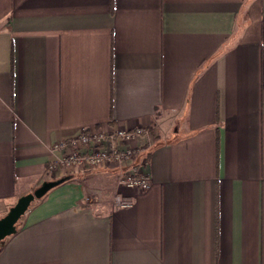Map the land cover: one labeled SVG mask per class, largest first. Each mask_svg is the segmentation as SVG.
I'll use <instances>...</instances> for the list:
<instances>
[{
    "label": "crops",
    "instance_id": "0c3cea01",
    "mask_svg": "<svg viewBox=\"0 0 264 264\" xmlns=\"http://www.w3.org/2000/svg\"><path fill=\"white\" fill-rule=\"evenodd\" d=\"M137 127L144 190L46 170L57 140ZM60 177L0 264H264V0H0V217Z\"/></svg>",
    "mask_w": 264,
    "mask_h": 264
},
{
    "label": "built area",
    "instance_id": "2783aa9c",
    "mask_svg": "<svg viewBox=\"0 0 264 264\" xmlns=\"http://www.w3.org/2000/svg\"><path fill=\"white\" fill-rule=\"evenodd\" d=\"M150 133L149 129L102 128L83 129L68 139L57 140L49 150L58 152L59 157L49 160L47 169L71 167L74 170L91 171L97 169L114 170L117 187L144 190L149 187V176L138 167H144V157L135 167L134 159L139 148L133 145L136 136ZM113 204L117 207H130L133 201L121 193H115Z\"/></svg>",
    "mask_w": 264,
    "mask_h": 264
},
{
    "label": "water",
    "instance_id": "95a60500",
    "mask_svg": "<svg viewBox=\"0 0 264 264\" xmlns=\"http://www.w3.org/2000/svg\"><path fill=\"white\" fill-rule=\"evenodd\" d=\"M65 178L66 177H60L52 180H45L33 191L19 196L15 203L9 207L7 212L0 217V242L16 231L18 220L35 199L41 198L49 190L62 183Z\"/></svg>",
    "mask_w": 264,
    "mask_h": 264
},
{
    "label": "rangeland",
    "instance_id": "374dc122",
    "mask_svg": "<svg viewBox=\"0 0 264 264\" xmlns=\"http://www.w3.org/2000/svg\"><path fill=\"white\" fill-rule=\"evenodd\" d=\"M63 169H66V167L64 168V167H59V168H57L56 170H52V171H49L48 169H47V167H46V170H47V172L50 174V175H52V174H54V172H56L57 170H63ZM102 170H105V169H102ZM92 171V170H91ZM91 171H81V170H79V169H77V170H75V172H77V173H87V172H91ZM115 175V174H114ZM115 186H116V181H115ZM117 187V186H116ZM118 193L119 191H115L114 192V194L115 193ZM114 194H113V196H114Z\"/></svg>",
    "mask_w": 264,
    "mask_h": 264
},
{
    "label": "trees",
    "instance_id": "16d2710c",
    "mask_svg": "<svg viewBox=\"0 0 264 264\" xmlns=\"http://www.w3.org/2000/svg\"><path fill=\"white\" fill-rule=\"evenodd\" d=\"M67 178H65L63 181H65Z\"/></svg>",
    "mask_w": 264,
    "mask_h": 264
}]
</instances>
